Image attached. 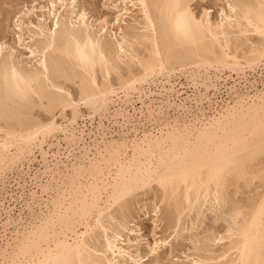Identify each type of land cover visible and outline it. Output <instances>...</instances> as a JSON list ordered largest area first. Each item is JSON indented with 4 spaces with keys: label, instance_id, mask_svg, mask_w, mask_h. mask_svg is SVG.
Wrapping results in <instances>:
<instances>
[{
    "label": "bare ground",
    "instance_id": "1",
    "mask_svg": "<svg viewBox=\"0 0 264 264\" xmlns=\"http://www.w3.org/2000/svg\"><path fill=\"white\" fill-rule=\"evenodd\" d=\"M194 1L130 0L137 13L126 3V8L110 22L92 20L77 0H50L40 9L32 6L25 12L20 10L13 26L21 34L26 28L30 35L28 43H23L26 40L21 35L17 42L30 50L29 55L25 58V53L15 46L0 44L1 206L3 192L10 202L17 197L13 188L9 189L10 194L7 191L9 176L16 178L14 188H21L20 197L33 177L30 164L39 160L34 149L39 148L42 162H48L49 154L43 150L40 137L54 133L66 136L69 128L78 123L81 105L101 117L108 113L112 96L123 92L130 102L139 92L142 100L141 94L147 91L139 90L142 83L168 74L170 79L176 71L187 75L189 85L197 88L204 80L202 73L210 69L219 73L230 70L239 76L245 67L253 71L259 68L258 62L264 59V0H227L229 13L222 9L218 21L212 20L206 9L197 16L192 10ZM39 10L43 15L32 21L30 15ZM134 14H139L141 20ZM129 18L134 24L127 23ZM96 24L98 30L94 28ZM235 30L239 36L251 33L260 38L261 43L249 47L248 53L244 48L248 57L239 58L236 46L233 50L230 35ZM20 59L35 63L29 66L28 61L25 64ZM113 76L119 88L113 84ZM70 85L77 86L76 96ZM203 86L205 94L200 92L191 99L199 114L192 113L184 101L176 102L183 114L173 120L164 121L153 108H146L149 127L140 123V128H132V136L129 130L120 140L109 141L104 134L95 138L93 144L84 143L80 154L83 163H70L65 170L56 171V186L43 188L48 199L35 204L39 212L33 215L30 227H21V231L15 228L12 242L1 247L0 264H143V257L128 251L137 241L131 239L135 231L127 225L132 218L131 198L155 188L173 210L170 224L177 232L184 226L183 215L203 217V209L209 203L222 210L231 209L226 212L231 219L228 248L218 256L201 258L196 264L218 259L223 260L222 264H264V90L219 101L217 94L221 90L216 84L213 87L219 93L215 92L213 98L210 87ZM162 90L168 97L175 93V84L170 88L162 85ZM206 103L212 111L210 115L206 114ZM36 110L53 118L44 122L35 115ZM56 113L61 114L64 123L56 121ZM74 129L73 133L79 132ZM72 136L64 141L74 146L84 141L86 134L81 131L79 137L76 133ZM25 166L30 179L26 181L24 177L23 186L20 180L25 174L20 168ZM254 185L257 194L247 205H240L239 199L237 202L234 198ZM43 206L49 210L46 215ZM116 214L121 216L120 221ZM12 216L3 222L4 232L21 220ZM224 239H212L209 249ZM156 247H152V252Z\"/></svg>",
    "mask_w": 264,
    "mask_h": 264
},
{
    "label": "rangeland",
    "instance_id": "2",
    "mask_svg": "<svg viewBox=\"0 0 264 264\" xmlns=\"http://www.w3.org/2000/svg\"><path fill=\"white\" fill-rule=\"evenodd\" d=\"M49 1L50 0H0V44L7 43V45L9 44V45L15 46L17 49L25 53V58H26L27 55H29L30 50L25 49V47H20L19 44H17V42L19 41L18 39L19 35H21V36H24L22 37L23 41L26 40L23 43L25 44L28 43L30 41L29 39L30 35L26 32L27 31L26 28H25V31L22 32V34L20 33V31L15 30L16 27H14L15 26L14 24H15V21L17 20V16L21 15L20 10L25 12L24 10L31 8L32 6H35L36 8L39 7L38 9H40L42 6H45V4H48ZM77 1L79 2L78 6L82 7V9L86 10L93 17L92 20L99 18L100 20L102 19L103 21L106 20L110 22V20L112 21L116 18V16L118 15V12H122V10L126 8V3L128 4L127 7L129 9H132V11H135V13H137V10L131 7L132 5L130 4V0L129 1L127 0L126 3H124V0H77ZM227 8L229 9L227 0H195L192 3V10L197 16L203 15L205 11L207 10L208 13L211 14L212 20H215V21L220 20V16H221L220 13L222 9H225L229 13ZM39 11H37V13L35 14L30 15V18L32 21L36 22L37 16L43 15L41 11L40 12ZM138 15L139 14L136 15V18L140 19ZM27 17L25 19L29 20V18ZM127 20L129 21L127 23L134 24L133 20L131 21V18ZM49 23L53 24V22H50V19H49ZM100 23L98 22V24ZM98 24L94 26V28H96L97 30L99 29V27H97ZM112 29H115L113 30L114 32L118 31L116 28L112 27ZM232 32L234 34H237V35H234L232 33L230 35V39L232 41L231 44H233L232 45L233 50L235 49V46L236 48H238L236 52L238 56L240 55L239 58H242L245 55L248 57L249 54L247 53L249 49L256 47L257 44L259 45L261 43L260 38L254 34L250 33V35L248 34L249 36L248 35L239 36L236 30ZM119 33L120 32H118V36H119ZM244 50L247 51V53ZM23 60L20 59L21 62L25 63V59ZM27 61L28 59H26L25 64H27ZM241 61L244 64L243 62L244 59L243 60L241 59ZM34 63H35V60H33V63L32 61H28V65L30 64L29 66L34 65ZM258 64L260 65H259V68L257 67L255 69L256 71L250 70L248 67H245L246 69L244 68L243 71L239 73V76L235 72H232L230 70H224L222 73H219V71H217L216 69H210L207 73H202L203 74L202 77H204V75L205 77H204V80L200 81V84H199L200 86L198 85L197 88L193 87L191 84L189 85L190 82L186 79L187 75L185 76V74L183 75L180 72L176 71L174 73H176L177 75L173 73L172 78L169 79L168 77L169 74L168 72H166V74L168 75H166L165 77H159L158 79H154L156 81V82L154 81L155 83L152 80L149 81L148 83H142V86H140L139 90L142 92L147 90L145 91V93L141 94L142 95L141 99L143 98L142 100H144V104H142V100H139L140 98L139 92H137L135 95H133V97L130 98L131 103L125 99V96H124L125 94L123 92H120L119 96H112L109 102L110 107H109L108 113H106V115L103 114V116L101 117L98 116V114L94 116L93 112H91L87 106L81 105L80 107L81 115L77 119L78 125L74 124L75 129L74 127L69 128L70 130L68 131L66 136L63 133L62 134L54 133V135L52 134L51 137L46 136L44 139L40 137V140L43 143L42 144L43 150H45L49 154V156L47 155L48 162H42L41 154L39 155L40 153L39 148L34 149L35 150L34 153L35 155H37V157H39V160L38 162L37 160H35V163L33 161L34 164L33 163L30 164L31 166L30 174L33 176V177L31 176L32 180L29 177H26L28 176L26 173V171L28 172V169L26 168V166L24 168L22 167L20 168V171H24V174H25L22 176L20 175L22 177V180H20L21 185L23 183V186H24L25 182L28 179H30L27 181V184H25V187H28V188H25L24 194L21 193L22 195L20 194L19 195L20 197H18V194L20 191H22L21 188H19L18 190L19 192L16 190V188H14L16 184H14L13 179H16V178H13L12 177L13 175L9 176L10 177L9 180L11 182L7 180V183H8L6 186L7 191L10 194L9 189L13 188L17 193L16 194L17 197L15 198V200L10 202V198L6 195V191L5 192L2 191L3 192L2 196L5 202L2 201L3 202L2 206H1L2 203L0 204V249L1 247H5L8 241L12 242L11 239L15 236L14 233L18 228H19L18 230L21 231V230H24L25 228L30 227L28 224H30V222L33 221L32 220L33 215L39 212L37 205L35 204L38 202H43L45 198L48 199L47 194L43 193V188L46 187L50 189L56 186L55 185L56 182L54 179L57 178V172H60V170H65V165L70 166V163H74V162L83 163L84 160L81 159L82 155L80 154L84 152V147H83L84 143L85 145L93 144L94 140H96L97 138L100 139L101 136H104V134H105V137L109 141L120 140L121 137H123L125 134H128L132 130V128H135V127L140 128V123L148 124V127H149L150 125L145 119V117L149 115L147 113L149 112V110H147L148 108L149 109L153 108L154 111H157L156 116L158 115L159 117L161 116L160 118L162 119L164 118L163 120L165 121V118L170 120L174 118L175 116L180 117L181 114H183V112L180 113V111L177 109V104H180L181 101H184V104H187V106L191 108L192 113L199 114L198 108L195 107V104L193 103L194 101L192 100L195 99V96L199 95L200 92L201 94H205L206 88L205 86H203V84H207V86L210 87L209 95H211V97L215 92L219 93L213 87V84L214 85L216 84L217 89L221 90V94H217V96L220 98L219 101H221V99L224 101H228L230 100V97L231 96L234 97L235 94L251 93L253 95L257 93V91H263L264 90V59L261 60V62H258ZM219 77L221 79H219ZM112 81H113V84L117 88H119L118 82L114 76L112 78ZM170 81H171V84H170ZM173 83L175 84V93H177V91L178 93L179 92L180 93L179 95H176L175 93L173 94L171 93L172 95L170 94L167 97L164 90H162V85L170 88ZM70 87H71V90L74 96H76V93L78 91L77 86L70 85ZM234 87L236 88L233 90ZM162 92L164 93L162 94ZM177 96H179L180 98L178 99ZM171 104H174V105L172 106ZM168 105H170L171 107L170 106L168 107ZM204 107L207 108L206 114L210 115L212 111H210V109L208 108V104L206 103ZM162 108L163 110H160ZM142 111L145 113H142ZM59 114L60 113L55 114L56 121L59 122V124H62L64 122L61 117V114L60 115ZM67 114L69 117H71L70 110L67 111ZM35 115H37V117L39 116L40 120L44 119L43 120L44 122H47L53 118V115H51L52 117H50L48 113H44V111L42 110H36ZM45 119L47 121H45ZM90 120H93V121H90ZM63 125L66 126L67 124H63ZM100 127L101 129H99ZM72 129H74L75 131L79 129V132L77 130L76 132L73 133ZM81 131H84L86 136H84L85 140L82 141L80 144L76 142L74 143V146H73V144L68 145L67 141H64L66 137H69V138L73 137L72 135H74L75 133L79 137V133ZM100 132H102L101 135H100ZM134 133H135L134 131H131L129 135L132 136L134 135ZM78 145L80 146V148ZM90 156L92 157L93 155L91 154ZM41 162H42V165H41ZM17 173H15V177H17ZM33 174H36L35 176L37 177H35ZM24 177L26 181H24L25 180ZM34 180L35 182H33ZM9 183H12L13 186L9 187L10 185ZM28 184H31V185H28ZM256 187L257 185H254L252 186L251 189L250 188H247L248 190L243 189L244 192H242L243 191L242 190L235 198L234 197L232 198L236 199L237 202H238L237 199H239V202H241L240 205H247L249 202H251V200L255 196L253 194H257L258 191ZM155 189L157 191L156 190H147V192L140 191L139 193H137V196H135L134 198H131L132 207H133L132 218L130 219V222L127 225L129 226V228L135 231L132 235H130L131 239H133L134 241L136 240L137 241L135 242L136 244H133V246H130V248H129V245H126V249L129 248L128 251L136 257L138 255L139 257L141 256V258L143 257V264H194L197 260L201 261V258H208L209 255L218 256L222 254V252L228 248L229 243L231 242V240L227 238L229 236L228 230L231 226V219H229L230 218L228 217L229 214H227L231 210L229 207H225L222 210L218 208V206L215 203H212L211 205L209 203L206 206L207 210L206 208L203 209L205 210L203 212L204 216L201 215L203 217L199 218L198 216H196L197 214H194V213L190 214L189 216L183 215L184 217L183 216L181 217L183 221L181 222H182V225L184 226H181L179 231L181 229L182 230L180 232L179 231L177 232L175 229L171 228L172 226L170 224L171 223L170 221H172L170 220L171 218L170 216L173 215L172 214L173 210H170V207H168L169 206L167 205L168 202L166 203V201L161 200L163 199V195L160 193L158 188H155ZM48 192L50 193V191ZM53 196L55 197V194ZM33 197L34 199H32ZM5 198L9 200L6 201ZM214 206H216L217 208ZM49 208L50 209L53 208L50 203H49ZM43 211L46 215L48 214L49 210L46 209L45 206H43ZM118 213L121 215L120 212ZM8 215H11V216L13 215L12 217L14 219L16 218V220H18L20 218L21 220L20 222H18V224H16V226L14 225L8 228L7 232H4L3 222L6 221ZM120 215L118 216V214H116V217L118 218L117 221L121 219ZM21 227H23L24 229ZM15 228L17 229L15 230ZM223 237L225 238L223 241L221 242L219 241L220 243L216 241V243L213 245V248L210 247L209 249L208 245L210 244L212 245L213 242H210L212 241V239L223 238ZM154 246L155 247L157 246V247L155 248L156 249L155 252H152L151 249H153ZM224 247L225 249H223ZM209 252H214V253L212 254ZM207 262L208 261H205L204 263L203 261V264H206ZM208 263L209 264H217V263L222 264L223 260L218 259L214 261V263L212 262H208Z\"/></svg>",
    "mask_w": 264,
    "mask_h": 264
}]
</instances>
